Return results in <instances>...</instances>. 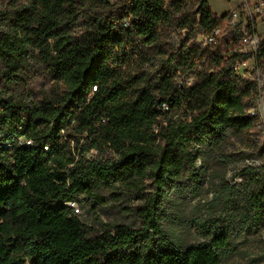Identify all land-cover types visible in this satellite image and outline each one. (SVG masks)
<instances>
[{
    "label": "trees",
    "instance_id": "16d2710c",
    "mask_svg": "<svg viewBox=\"0 0 264 264\" xmlns=\"http://www.w3.org/2000/svg\"><path fill=\"white\" fill-rule=\"evenodd\" d=\"M225 17L209 0H0V264L222 263L230 235L215 223L187 249L155 238L168 191L196 171L194 148L258 123L259 85L232 69L240 32L195 42ZM173 26L187 37L176 48ZM258 64L264 75V39ZM259 177L242 218L264 228ZM118 188L138 202L139 228L99 233L69 205Z\"/></svg>",
    "mask_w": 264,
    "mask_h": 264
},
{
    "label": "rangeland",
    "instance_id": "374dc122",
    "mask_svg": "<svg viewBox=\"0 0 264 264\" xmlns=\"http://www.w3.org/2000/svg\"><path fill=\"white\" fill-rule=\"evenodd\" d=\"M258 1L264 4V0ZM239 4L240 0H209L215 15L231 13ZM258 20L257 28L264 35V13ZM239 22L237 29L242 32L246 19L240 18ZM186 38L182 30L173 26L165 42L176 48ZM262 90L264 106V81ZM263 147L264 131L258 129L250 137L230 136L220 148L207 144L196 146L195 173L169 190L163 201L160 212L163 235L155 238L158 246L187 249L207 243L213 234L208 235L203 225L215 223L230 235L231 246L221 264H264V228L242 218L249 194L259 187L258 177L264 175ZM97 156L95 151L87 155ZM114 192L123 197L113 198L106 193L109 201L102 203L92 196H81L78 202L69 205L84 224L99 233L121 225L139 228L132 212L138 202L123 188ZM135 246L130 245L119 253H128Z\"/></svg>",
    "mask_w": 264,
    "mask_h": 264
},
{
    "label": "built area",
    "instance_id": "2783aa9c",
    "mask_svg": "<svg viewBox=\"0 0 264 264\" xmlns=\"http://www.w3.org/2000/svg\"><path fill=\"white\" fill-rule=\"evenodd\" d=\"M264 13V4L258 0H240L238 7L231 13L224 14L226 19L204 34L198 35L195 42L206 48H214L227 41L232 32L238 31L237 26L240 24V18L246 19V28L240 32V57L232 66L236 76L257 81L260 89L258 104L256 108L249 111V114L258 117L256 129L264 131V106L262 99V82L264 75L261 73L258 64V56L261 41L264 35L259 32L257 25L258 18ZM224 15H216V18H223ZM194 82L193 76L183 75L179 79L180 84L191 85ZM161 109L168 110L167 104H162ZM31 145V142H26Z\"/></svg>",
    "mask_w": 264,
    "mask_h": 264
}]
</instances>
